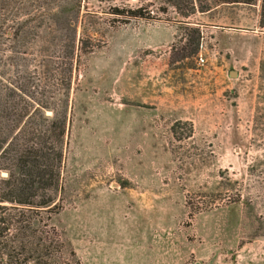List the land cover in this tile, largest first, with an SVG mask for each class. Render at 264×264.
Masks as SVG:
<instances>
[{
	"label": "rangeland",
	"instance_id": "obj_1",
	"mask_svg": "<svg viewBox=\"0 0 264 264\" xmlns=\"http://www.w3.org/2000/svg\"><path fill=\"white\" fill-rule=\"evenodd\" d=\"M51 1L28 52L72 58L65 170L39 226L0 229V264H264L261 0Z\"/></svg>",
	"mask_w": 264,
	"mask_h": 264
},
{
	"label": "trees",
	"instance_id": "obj_2",
	"mask_svg": "<svg viewBox=\"0 0 264 264\" xmlns=\"http://www.w3.org/2000/svg\"><path fill=\"white\" fill-rule=\"evenodd\" d=\"M189 1V14L209 7L207 0ZM214 1L254 5L258 0ZM52 3L51 0H2L0 3V210L6 207L1 204H10L18 214L13 217L0 213V229L8 234L12 232V222L5 223L11 219H15L16 228L25 222L29 224L27 230L40 225L34 214L49 213L54 208L55 205L50 206L65 170L72 58L60 50L44 56L28 52L32 30L39 28L34 24L37 19L30 13L39 11L47 16L56 9L51 7ZM59 3L61 10L79 13L81 0H60ZM112 14L120 12L114 9ZM131 16L139 15L134 12ZM259 26L264 28V0H261ZM38 233L28 236L30 261H39L41 257L42 249L37 241H44ZM7 257L5 264H15V257Z\"/></svg>",
	"mask_w": 264,
	"mask_h": 264
},
{
	"label": "water",
	"instance_id": "obj_3",
	"mask_svg": "<svg viewBox=\"0 0 264 264\" xmlns=\"http://www.w3.org/2000/svg\"><path fill=\"white\" fill-rule=\"evenodd\" d=\"M229 76L232 77L233 76V72H230Z\"/></svg>",
	"mask_w": 264,
	"mask_h": 264
}]
</instances>
